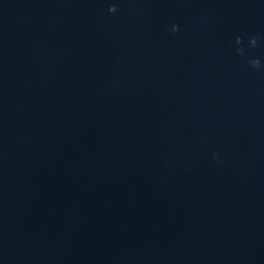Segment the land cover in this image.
Masks as SVG:
<instances>
[{
	"label": "water",
	"instance_id": "1",
	"mask_svg": "<svg viewBox=\"0 0 264 264\" xmlns=\"http://www.w3.org/2000/svg\"><path fill=\"white\" fill-rule=\"evenodd\" d=\"M0 264H264V0H0Z\"/></svg>",
	"mask_w": 264,
	"mask_h": 264
},
{
	"label": "clouds",
	"instance_id": "2",
	"mask_svg": "<svg viewBox=\"0 0 264 264\" xmlns=\"http://www.w3.org/2000/svg\"><path fill=\"white\" fill-rule=\"evenodd\" d=\"M117 11V8L115 5L111 6L109 8V12L110 13H115ZM180 31V27L178 24H174L171 28V32L173 34H176ZM236 44L237 45H240L242 44V39L240 37H237L236 38ZM250 44L255 47L257 45V38L256 37H253L251 38L250 40ZM237 52L240 54V55H243L244 54V49L242 47L240 48H237ZM250 65L253 67V68H256V69H260L261 68V62L259 59H252L249 61Z\"/></svg>",
	"mask_w": 264,
	"mask_h": 264
}]
</instances>
